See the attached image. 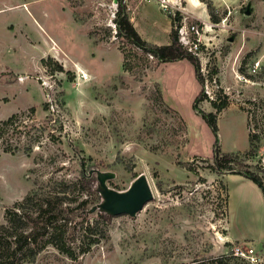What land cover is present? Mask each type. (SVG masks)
<instances>
[{
  "label": "rangeland",
  "instance_id": "374dc122",
  "mask_svg": "<svg viewBox=\"0 0 264 264\" xmlns=\"http://www.w3.org/2000/svg\"><path fill=\"white\" fill-rule=\"evenodd\" d=\"M119 1L0 0V122L16 114L0 134V224L31 190L39 198L63 196V187L69 199L88 196L71 184L83 168L98 169L111 191L127 190L140 176L153 191L137 213L109 220L100 215L104 197L90 195V209L65 227L76 257L48 243L14 264L223 261L243 242L229 241L228 229L252 240L264 264L262 198L251 193L242 202L247 186L232 176L228 187L230 170L210 168L215 135L201 115L216 112L223 152L262 166L264 0H169L168 8L161 0H122L149 42L170 43L182 23L203 28L207 96L197 109L202 85L193 64L161 62L118 36ZM212 100L227 106L217 111ZM250 134L256 154L247 159ZM37 207L19 212L39 218ZM236 257L227 264H258Z\"/></svg>",
  "mask_w": 264,
  "mask_h": 264
},
{
  "label": "trees",
  "instance_id": "16d2710c",
  "mask_svg": "<svg viewBox=\"0 0 264 264\" xmlns=\"http://www.w3.org/2000/svg\"><path fill=\"white\" fill-rule=\"evenodd\" d=\"M114 22L118 28V36L125 38L136 46L142 48L145 52L152 54L159 61L173 62L187 59L193 64L195 75L202 85V88L196 95L193 103V107L197 109L198 103L206 99L207 96L203 91L204 77L200 71L201 62L198 56L188 51L182 45L179 40L178 30L172 29L170 34L171 42L168 44L149 42L142 37L134 24L129 20L126 6L122 0L119 1ZM58 66L61 69L63 68L61 65ZM212 104L216 107L217 111H221L227 106L226 100L220 102L212 100ZM201 115L211 127L215 135L213 144V162L209 165L210 168L214 171L230 170L231 173L241 174L258 184L264 193V168L259 162L253 164L248 163L239 153L223 152L219 144V127L216 112L202 111ZM15 117L16 114L11 115L0 122V134L4 133V126L9 125ZM249 136L250 146L245 152V158L247 159L254 157L256 154L255 145L253 144V136L252 134ZM82 165H84V161L82 162ZM71 184L76 188L79 187L82 190V194L86 192L88 196L82 199H69L66 196V193L68 192L67 187H63V196L51 195L39 198L36 190H31L23 199L16 201L13 206L6 208L5 216L8 220V224H0V264H14L21 259L26 261L28 256H35L37 251L42 249L48 243L54 244L59 251L66 255L73 258L76 257L74 250L67 245L65 227L68 220L79 216V212H86L90 209V195L103 197V194L100 189L101 181L99 179L98 169L83 168L80 179L71 182ZM34 204L38 206L39 218H33L28 211H25L24 214L19 212L23 206ZM100 210V215L106 220H109L114 216V214L106 210ZM62 218L67 221L65 223L57 224L56 222L60 221ZM30 221H33L35 226L30 227L29 230H27L25 228L29 227ZM50 227L52 228V231L49 233L48 229ZM88 228H90V226ZM46 233L48 234L46 241L41 246H36L35 249V244L37 243L38 238L46 235ZM20 252L22 253V255L20 254L22 257L19 255ZM235 258L237 259L238 257L234 255L228 257L225 256L223 261L219 258L209 259L208 261L197 260L194 264H215V262H219V264H227L229 260H235Z\"/></svg>",
  "mask_w": 264,
  "mask_h": 264
},
{
  "label": "water",
  "instance_id": "95a60500",
  "mask_svg": "<svg viewBox=\"0 0 264 264\" xmlns=\"http://www.w3.org/2000/svg\"><path fill=\"white\" fill-rule=\"evenodd\" d=\"M106 176H109V174ZM99 179L101 181L100 189L104 197L100 208L112 214L133 215L153 198L152 188L145 176L137 178L127 190L122 192L108 190L101 173H99Z\"/></svg>",
  "mask_w": 264,
  "mask_h": 264
},
{
  "label": "built area",
  "instance_id": "2783aa9c",
  "mask_svg": "<svg viewBox=\"0 0 264 264\" xmlns=\"http://www.w3.org/2000/svg\"><path fill=\"white\" fill-rule=\"evenodd\" d=\"M169 2V0H161L164 8H168ZM202 30L203 28L196 23L190 25L188 23H182L178 29L179 40L182 45L198 57L201 55L203 44H206L203 41ZM254 70L256 72V69ZM262 166L264 168V158ZM232 253L236 256L244 257L253 263L263 264V257L259 255L250 241L235 243L232 247Z\"/></svg>",
  "mask_w": 264,
  "mask_h": 264
},
{
  "label": "crops",
  "instance_id": "0c3cea01",
  "mask_svg": "<svg viewBox=\"0 0 264 264\" xmlns=\"http://www.w3.org/2000/svg\"><path fill=\"white\" fill-rule=\"evenodd\" d=\"M232 176H234L233 178H238V181H240V182L242 181L243 184H245L247 186V189L241 191V201L242 202H245V201L251 199L250 197H251V193H252V195H253V199L252 200H255L256 196L258 198H262V201H263L262 205L264 206V193H263L261 187L258 184H256L254 181H252L249 178H246V177H244L242 175H239V174H233V173L232 174L230 173L228 175L227 180L230 177H232ZM228 187H229V180H228ZM228 190H229V195L228 196H229L230 199H232L233 198L232 194H234V191H233L232 187H230ZM227 227H228V221H227ZM227 232L228 233H227L226 236L228 237L229 241H246V240L248 241L249 240L248 238H245V237H234V236H232V234L230 233L229 229H228Z\"/></svg>",
  "mask_w": 264,
  "mask_h": 264
}]
</instances>
